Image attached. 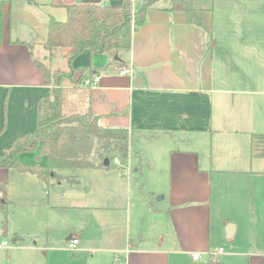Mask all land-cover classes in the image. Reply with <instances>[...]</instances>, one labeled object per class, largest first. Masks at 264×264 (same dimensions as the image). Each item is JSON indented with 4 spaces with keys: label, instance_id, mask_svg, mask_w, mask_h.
Segmentation results:
<instances>
[{
    "label": "crops",
    "instance_id": "obj_1",
    "mask_svg": "<svg viewBox=\"0 0 264 264\" xmlns=\"http://www.w3.org/2000/svg\"><path fill=\"white\" fill-rule=\"evenodd\" d=\"M5 1L0 153L36 130L38 105L50 93L28 44L35 45V53L47 40L50 19L66 21V6L82 2ZM122 1L102 0L101 4L115 6ZM159 1L134 32L131 49L118 53L119 60L106 55L109 63L104 67L92 62L104 55L86 51V60L73 62L74 67L93 66L99 72L92 109L100 116V124L134 129V141L138 140L141 150L132 148L124 173L116 168L78 174L63 171L78 177L80 183L63 181L51 190L36 176L0 167V181L9 182L14 203L7 236L2 235L0 212V264H47V260L51 264L47 240L54 242L50 251L61 249L55 231L62 212L75 216L83 212L81 220L73 219L82 227L78 232L82 242L73 232L61 241L67 246L77 238L80 248L92 256L89 264H210L209 229L216 201L212 176L235 187L231 199L239 215L254 207V190H264V0H202L198 4L193 0L192 7L200 11L211 35L189 24L180 6ZM19 18L30 24L34 35L21 37ZM61 54L65 56V51ZM126 68L133 74L120 75ZM160 140L164 146L154 149ZM143 141L153 146L149 153ZM33 155L34 160H26L32 157L26 155L21 161L35 163ZM158 172L167 176L153 183L150 174ZM14 191L27 200L34 191L44 197L47 191L49 200L40 209L42 215L25 213V206L22 214L17 213ZM254 210L260 217L264 212L261 203ZM14 233L24 239L14 242ZM197 253L199 260L194 259ZM217 256L213 264L222 263ZM242 257L245 264H264V252H247Z\"/></svg>",
    "mask_w": 264,
    "mask_h": 264
},
{
    "label": "trees",
    "instance_id": "obj_2",
    "mask_svg": "<svg viewBox=\"0 0 264 264\" xmlns=\"http://www.w3.org/2000/svg\"><path fill=\"white\" fill-rule=\"evenodd\" d=\"M28 1L35 3V0ZM157 1L144 0L135 6L132 0H123L115 6L78 2L66 6V21L50 19L47 40L39 46L45 53L44 59L40 60L34 53V44H28L35 65L50 86V93L38 105L36 130L16 139L0 153V167L36 176L47 185L48 190L63 181L70 185L80 183L78 177L66 176L63 171L116 168L124 173L125 168L114 165L113 161L120 157L122 164L127 165L135 145V131L108 128L99 123L100 116L92 109L93 88L84 85L86 79L98 76L99 72L93 66L74 67L73 62L86 51L92 56L115 57L120 51L131 49L134 32L145 24L149 9ZM179 1L183 0H171L172 6L176 7ZM5 3V0H0V45ZM180 7L186 13L189 24L203 28L211 35L198 9L192 7L188 0L183 1ZM59 50L65 51L70 65L69 75L61 70L52 71L46 63ZM77 73L79 76L75 79ZM66 77L69 85L62 84ZM25 153H34L35 163H23L20 157ZM107 159L109 166L104 165ZM8 190L9 182L0 181L4 236L10 232L9 209L14 207ZM23 239L13 234L14 242ZM213 263L211 256L210 264Z\"/></svg>",
    "mask_w": 264,
    "mask_h": 264
},
{
    "label": "rangeland",
    "instance_id": "obj_3",
    "mask_svg": "<svg viewBox=\"0 0 264 264\" xmlns=\"http://www.w3.org/2000/svg\"><path fill=\"white\" fill-rule=\"evenodd\" d=\"M169 0H160L158 3L166 4V2ZM185 1V0H183ZM179 1L175 5L176 6H182V2ZM196 4L201 3L202 0H195ZM231 1V0H227ZM171 2V0H170ZM189 4L193 6V0H188ZM22 18V17H21ZM21 18L18 19V22H20L17 25V30L22 34L21 37H30L31 34L34 35V29H30V24L28 22L22 21ZM13 23H15V20L13 19ZM20 29V30H19ZM44 29V28H42ZM44 31H40L41 33ZM39 33L35 32V35H38ZM36 56L40 59H44V51L41 49L35 50ZM88 55L87 53L80 56L78 59H76L74 62L78 63V61H84L86 60ZM105 58H97L96 60H93L92 62L97 61L98 63L102 64V66L106 67L109 62H106L107 56L104 55ZM105 59V60H102ZM89 62V59H88ZM47 65L54 70H61L64 72V74H71L70 72V65L67 58L62 54L61 57H58L57 54L48 59L46 61ZM74 66V64H73ZM54 82V81H53ZM52 82V84H53ZM63 85H69L70 81L68 80V77H66L62 81ZM144 142V141H143ZM145 143L146 151L147 153L150 152L151 149H153V146H148V144ZM138 140L135 142L134 150L140 151L141 147H137ZM164 146V142L162 140L155 142L154 149L162 148ZM133 151V152H135ZM31 155L32 157L26 160H34L33 153L31 154H25L22 156L21 159H25L27 156ZM135 159V158H134ZM113 169V168H111ZM83 171H89V170H78L74 172H70L69 174L73 173H83ZM167 176L165 172H158L154 174H150L151 181L153 183L160 182L164 180V178ZM161 179V180H160ZM213 181V190H214V201L213 204V210H212V220H211V227L209 229V237H210V245H211V252L214 251V249L218 250L220 248H223L224 252L218 255L221 258V264H245L244 263V257H242V254H246L247 252L252 254H258L261 252H264V212L262 211V216L260 217L255 213V206L257 207L259 203H261V209L263 207L264 202V190H254V193L252 195V198L255 202L254 207L246 212H243V214L239 215L233 205V201L231 199L232 196L236 195V192L231 188V185L223 184L221 180H218L217 177L212 176ZM45 187V186H44ZM9 193V190H8ZM35 195H31L30 200H27V196L23 195L20 191H14L15 198L10 195L11 198L15 201V211L17 213L22 214L24 210V206L27 207L25 210V213H30L33 216H41L42 212L40 209H42L43 204H46L48 202L49 197L40 193L39 191H34ZM163 196V195H160ZM159 197V196H158ZM157 197V199H158ZM223 198L224 205H220V199ZM29 201V204H24V202ZM160 204V201H158V205ZM29 205V206H28ZM30 207V209H29ZM12 210V207L9 209V219H10V211ZM78 216H75V213L70 212H62L61 219L57 221L56 224V231L55 234L57 237L55 238V241L61 246L60 250H49V247L54 243L51 238L48 237L47 240V254L48 257L52 259L51 264H89L91 261H93L92 256L90 253H88L87 250L83 251V249L80 248V245L77 247L75 252H70L65 245V240L61 241V237L64 236L66 233H71L73 235H79L80 241L82 242L81 235L78 233L79 230L82 228L80 224H77L76 220H81L83 212H78ZM140 213H143V215L146 214V205L143 208V211ZM18 216V215H17ZM76 220H73L75 219ZM143 221V220H142ZM11 223V221H10ZM234 224L236 226V235L233 238H227L226 233V226L225 224ZM161 227V224L159 225ZM69 233V234H70ZM81 233V232H80ZM68 236V235H66ZM42 238V237H41ZM37 242V240H36ZM43 241H41L40 244H42ZM213 250V251H212ZM217 256V257H218ZM205 260V258H204ZM47 264H49V261L47 260Z\"/></svg>",
    "mask_w": 264,
    "mask_h": 264
},
{
    "label": "built area",
    "instance_id": "obj_4",
    "mask_svg": "<svg viewBox=\"0 0 264 264\" xmlns=\"http://www.w3.org/2000/svg\"><path fill=\"white\" fill-rule=\"evenodd\" d=\"M119 74L122 75V76H125V75H132L133 72H132V69H121L119 71ZM100 81V77L98 76H95L94 78L92 79H86L85 82H84V85L87 86V87H91V88H94L98 85ZM99 123H101V121L99 120ZM113 164L116 165V166H123L125 169L127 168V165H123L122 164V161H121V158L120 157H116L113 161ZM79 245V240L77 238H72L68 244H67V247H68V250L70 252H75L77 247ZM224 250L223 248H220L219 250H214L213 252L210 253V256H213L216 257L217 255H220L221 253H223ZM194 259L195 260H199L200 259V255L197 253V254H194Z\"/></svg>",
    "mask_w": 264,
    "mask_h": 264
},
{
    "label": "water",
    "instance_id": "obj_5",
    "mask_svg": "<svg viewBox=\"0 0 264 264\" xmlns=\"http://www.w3.org/2000/svg\"><path fill=\"white\" fill-rule=\"evenodd\" d=\"M82 3H85V4H101L102 3V0H82ZM57 56L58 57H61L62 54H61V51H57ZM115 59L116 60H119V57L118 55L115 56ZM104 165L105 166H109L110 165V161L107 159L105 162H104ZM160 200V199H159ZM225 226H226V233H227V238H233L234 234H235V225L234 224H226L224 223Z\"/></svg>",
    "mask_w": 264,
    "mask_h": 264
}]
</instances>
